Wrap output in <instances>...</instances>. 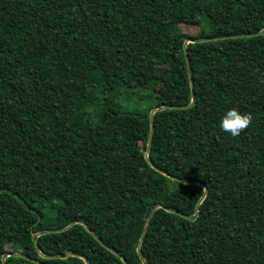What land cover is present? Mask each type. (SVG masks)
<instances>
[{
    "label": "trees",
    "instance_id": "16d2710c",
    "mask_svg": "<svg viewBox=\"0 0 264 264\" xmlns=\"http://www.w3.org/2000/svg\"><path fill=\"white\" fill-rule=\"evenodd\" d=\"M263 30L264 0H0V264H264Z\"/></svg>",
    "mask_w": 264,
    "mask_h": 264
},
{
    "label": "clouds",
    "instance_id": "9594fccd",
    "mask_svg": "<svg viewBox=\"0 0 264 264\" xmlns=\"http://www.w3.org/2000/svg\"><path fill=\"white\" fill-rule=\"evenodd\" d=\"M253 116L250 112H241L237 107H233L224 114L220 127L232 137H238L251 125Z\"/></svg>",
    "mask_w": 264,
    "mask_h": 264
},
{
    "label": "rangeland",
    "instance_id": "374dc122",
    "mask_svg": "<svg viewBox=\"0 0 264 264\" xmlns=\"http://www.w3.org/2000/svg\"><path fill=\"white\" fill-rule=\"evenodd\" d=\"M180 28L184 32L192 36H198V37H201L203 34H206L209 31V26L208 24L206 25L204 21H202L199 24L182 23L180 24ZM118 78L121 81L129 82L130 79L136 78V72H134V74H131L130 72H127V71L121 72V74L118 75ZM8 248L11 249L13 248V246H9Z\"/></svg>",
    "mask_w": 264,
    "mask_h": 264
},
{
    "label": "water",
    "instance_id": "95a60500",
    "mask_svg": "<svg viewBox=\"0 0 264 264\" xmlns=\"http://www.w3.org/2000/svg\"><path fill=\"white\" fill-rule=\"evenodd\" d=\"M261 33H263L264 34V30L261 32ZM203 39H189L186 43L188 44V43H190V42H195V41H202ZM191 82H192V86H194V82H193V80H191ZM193 96H194V94H193ZM193 102H195V100H193ZM164 107H160V108H158V109H155V110H153L152 111V119H153V116H154V113L157 111V110H162ZM207 192H208V189L206 188L205 189V194H204V196L202 197V199H201V201L205 198V196H206V194H207ZM200 201V202H201ZM197 216H198V212H196L194 215H192V216H190L189 218L190 219H192V220H195L196 218H197ZM150 220V219H149ZM149 220H148V222H147V225H146V228H147V226H148V224H149ZM38 234H35L34 235V240L35 241H37V239H38ZM142 240V239H141ZM138 251H139V253L141 254V249H140V247L138 248ZM11 255H21V254H18V253H7V254H5L4 256H3V259L5 260L8 256H11ZM141 257H142V259L144 260V257L141 255ZM144 263L145 264H148L145 260H144Z\"/></svg>",
    "mask_w": 264,
    "mask_h": 264
}]
</instances>
